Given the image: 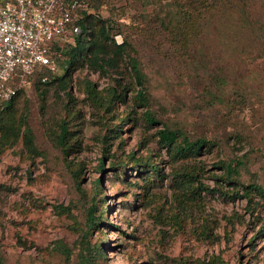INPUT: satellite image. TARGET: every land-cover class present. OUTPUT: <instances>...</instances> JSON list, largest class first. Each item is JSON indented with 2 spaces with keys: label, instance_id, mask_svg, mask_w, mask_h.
Here are the masks:
<instances>
[{
  "label": "rangeland",
  "instance_id": "rangeland-1",
  "mask_svg": "<svg viewBox=\"0 0 264 264\" xmlns=\"http://www.w3.org/2000/svg\"><path fill=\"white\" fill-rule=\"evenodd\" d=\"M88 1L101 17L115 20V39L126 38L136 50L159 120L192 139L214 141L212 150L197 163L210 169L220 158L241 157V182L264 188V0H230L216 13V24L207 28L204 40L209 54L237 73L232 79L240 82V89L230 83L216 89L223 99L216 103L207 101L198 83H189L183 76L187 67L176 62L168 50L166 30L153 19L166 12L172 0ZM121 70L123 83L129 87L127 100L104 122L86 98L82 82L91 80L102 90L110 77L87 67L72 74L71 96L56 85L43 86L47 90L43 108L33 85L21 92L19 108L28 113L41 155L28 154L21 141L0 154V264H78L79 235L73 228L83 226L92 197L98 203L96 213L108 222L90 238L92 243L105 241V256L98 264H204L213 255L226 264H264L263 203L254 208L253 202L250 205L244 199L230 202L206 196L193 216L178 226L168 218L164 194L169 196L170 191L158 186L149 192L156 194L150 198L141 188L145 174L136 173L129 154L133 152L136 158L151 154L166 173L170 165L155 143V129H147L139 120L140 109L132 107L138 86L125 68ZM57 72L63 73L59 66ZM129 116H135L136 123L126 120ZM63 118L76 142L67 158L71 169L82 167L85 196L78 194L60 149L52 142ZM112 132L118 137L109 141L106 148L110 151H105L102 137ZM101 161L104 171L99 169ZM111 161L124 164L125 174L112 167ZM97 178H101V188L94 196ZM204 182L213 185L212 179ZM57 204L70 206L72 217L57 214ZM158 208L161 223L154 217ZM233 212L243 221L227 224L223 217ZM203 218L208 219L211 236L218 234L217 241L202 235ZM59 244L71 251L69 261L55 251Z\"/></svg>",
  "mask_w": 264,
  "mask_h": 264
},
{
  "label": "trees",
  "instance_id": "trees-1",
  "mask_svg": "<svg viewBox=\"0 0 264 264\" xmlns=\"http://www.w3.org/2000/svg\"><path fill=\"white\" fill-rule=\"evenodd\" d=\"M84 1L87 2L90 11H80L77 15L75 25L78 31L73 34L72 41L54 46L57 64L63 73L59 75L58 72H49L45 69L35 73L28 85L17 88L13 96L0 105V154L6 148L21 141L28 154L41 155L28 125V113L19 108V98L25 87L34 86L43 108L47 93L43 86L56 85L58 89L71 96L69 89L72 74L79 68L87 67L107 75L110 77V82L102 90H99L91 80L85 79L82 82L86 98L99 112L100 120L104 122L107 119L106 116H112L118 106L126 103L129 87L128 84L123 83L125 76L121 70L125 68L130 79L138 86L132 97V107L140 109L139 120L147 129H155L153 134L155 143L166 153L168 157L166 163L170 165V171L166 173L162 167H159L158 163L153 161L151 154L145 158H136L132 152L128 157L133 160L132 167L136 173L145 174L143 177L145 184L141 188L147 196L154 198L156 194L149 192L158 186H165V191H170L169 196L165 192L164 197L165 203L169 205L168 218L171 221L181 226L182 222L193 216V210L204 203L206 196L218 197L230 202L244 199L250 205L253 202L254 208L259 207L260 203L264 204V188L255 182L244 184L240 180L243 165L241 157L220 158L212 163L210 169L206 168L201 161L197 163L201 156L212 150L214 141L203 137L192 139L183 130L171 128L166 122L159 120L151 106V96L146 87L148 76L143 71L141 61L136 57V50L126 38L120 42L115 39L113 28L116 24L112 17H101L92 10L88 0ZM229 4L230 0H172L166 12L155 14L153 17L166 30V39L169 41L168 50L176 62L187 67L183 76L189 83L192 81L198 83L197 88L200 86L203 93L209 97L207 101L214 103L223 101L216 93V89L219 90L229 83L234 87L236 85V89H240V82L232 79V75L236 76L237 73L217 62L216 56L209 54L205 47L206 40H204L208 36L207 28L211 24H216V13ZM44 76L46 78L42 80ZM126 120L135 121V123L137 121L135 116L132 118L129 116ZM113 131L117 132V130ZM73 135L69 130L68 121L63 118L59 122L58 132L54 135L52 142L60 149L78 194L85 196L86 193L81 187L82 167L75 165V168L71 169L72 161L67 158L76 143ZM117 137L116 133L102 137L105 151H110L106 147L109 141ZM114 163L111 161V166L119 167L118 170L125 174L126 166L122 163L118 165ZM99 169L104 171L103 161L99 164ZM213 169L216 171L207 174ZM204 179H212L213 185L205 183ZM93 184L95 196L101 188V178H97ZM103 197L104 195L101 200ZM97 204V200L92 197L91 204L86 208L83 226L73 228L79 235L76 242L78 264H98L99 260L105 256V241L92 243L90 239L93 231L100 230V225L108 224L104 216L96 213ZM54 209L59 215L72 217L70 206L57 204ZM154 217L161 223L160 208L157 209V216ZM223 219L230 225L243 221L242 216L237 212L224 216ZM215 227L216 229L218 227L217 220ZM210 231L208 219L203 218L202 235L205 238L216 237L217 241L218 234L211 236ZM55 251L64 254L69 261L71 251L63 244L56 246ZM204 264L226 263L220 256L213 255L204 260Z\"/></svg>",
  "mask_w": 264,
  "mask_h": 264
},
{
  "label": "built area",
  "instance_id": "built-area-1",
  "mask_svg": "<svg viewBox=\"0 0 264 264\" xmlns=\"http://www.w3.org/2000/svg\"><path fill=\"white\" fill-rule=\"evenodd\" d=\"M80 11L84 0H0V105L35 73L58 71L54 46L72 41Z\"/></svg>",
  "mask_w": 264,
  "mask_h": 264
}]
</instances>
